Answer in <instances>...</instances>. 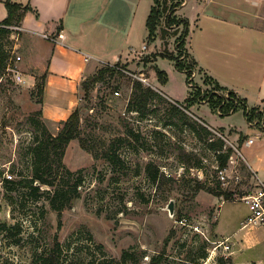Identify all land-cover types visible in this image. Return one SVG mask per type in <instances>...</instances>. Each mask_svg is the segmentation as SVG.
<instances>
[{"label":"rangeland","instance_id":"374dc122","mask_svg":"<svg viewBox=\"0 0 264 264\" xmlns=\"http://www.w3.org/2000/svg\"><path fill=\"white\" fill-rule=\"evenodd\" d=\"M180 7L174 16L183 17ZM180 35L171 30L164 38L159 27L147 52L121 59L119 64L102 63L88 76L92 79L104 65L122 70L95 81L90 97L81 84L79 136L70 141L63 158L74 173L55 166L54 175H58V183H66V188L69 184L73 189L80 177L82 182L62 211L51 206L50 185H42L37 198L34 190L6 181L31 177L35 136L44 135L43 123L58 134L64 120L51 121L39 113L42 96L36 85L16 81L6 67L1 72L0 264H45L52 252L57 264H95L100 259L106 264H153L158 255L162 256L155 264H248L250 259L259 258L248 248L232 252V240L226 242L230 248L218 245V229L231 231L249 214L242 195L252 190L261 171L247 166L244 156L254 149L245 148L244 138L249 133L255 147L264 142V132L250 127L241 105L227 114L221 105L224 114H218L219 106L211 100L231 98L230 90L210 82L196 65L190 86L188 73L177 67L174 59L159 55L158 59L146 60L166 46L178 54L176 40ZM188 37L181 56L184 62L191 58L187 56ZM142 44L137 49L141 50ZM158 67L167 71L166 78L157 74ZM141 74L148 77L143 83L156 92L146 114L129 108L134 82L140 79L135 75ZM199 85L203 92L194 98ZM234 101L240 104L239 98L228 103ZM173 104L181 106L185 116L172 114ZM255 120L263 126L264 116ZM203 125L212 133L207 135ZM258 132L262 135L256 136ZM220 137L226 141L223 150L234 149L235 162L229 157L227 165L235 163L238 168L229 170L231 177L225 183L217 168L222 150L210 145ZM110 148L121 160L113 161L104 154ZM151 167L159 179L154 180ZM198 182L205 186L197 188ZM211 188L229 193L216 194ZM171 199L175 200L174 215L168 208ZM260 227L264 224L246 229L260 231ZM126 250L132 254L125 260Z\"/></svg>","mask_w":264,"mask_h":264},{"label":"crops","instance_id":"0c3cea01","mask_svg":"<svg viewBox=\"0 0 264 264\" xmlns=\"http://www.w3.org/2000/svg\"><path fill=\"white\" fill-rule=\"evenodd\" d=\"M16 1L32 8L20 23L23 30L19 38L11 31L10 47L7 43L6 48L21 52L19 66L29 87L46 73L41 110L43 117L51 121L66 120L79 106L82 81L102 63L130 60L141 41L142 47L146 44L148 49L150 45L147 19L154 0ZM180 8L189 21L188 52L199 73L237 92L247 107H260L262 112L264 0H185ZM7 16L6 0H0V23ZM61 31L65 37L59 40L43 35L48 32L58 36ZM256 122H250V127L264 132V124L259 127ZM246 134L243 145L254 151H248L244 160L249 168L261 171L257 179L264 180V142L253 147L256 141H249L251 135ZM245 218L231 231L218 229L221 240H232V252L248 248L260 255L249 261H264V227L260 231L247 230L242 226Z\"/></svg>","mask_w":264,"mask_h":264},{"label":"trees","instance_id":"16d2710c","mask_svg":"<svg viewBox=\"0 0 264 264\" xmlns=\"http://www.w3.org/2000/svg\"><path fill=\"white\" fill-rule=\"evenodd\" d=\"M185 0H154L153 5L151 7L148 19H147V26L149 29L148 40L154 41L156 38V33L159 27H161L162 35L165 38L168 33L172 30L175 33H181V35L177 38L176 42L178 43L176 49L178 50V54H175L172 50L169 49L168 46L165 47L162 51H155L152 52L151 55L146 57L147 61H151L154 59H158L159 55L167 56L172 58L176 61L177 67L181 70H185L188 73V79L191 77V73L193 71L194 66L196 65V61L191 57L188 62H184L181 60V56L184 55V48L183 45L185 43L186 37L189 35L190 26L189 21L184 17L174 16V12L176 8L180 7ZM6 6L8 8V16L0 23V74L5 70L7 65V60L11 56V51L6 48L7 42L10 38V34L12 29L8 25L12 24H20L24 19L26 13L32 8L30 4H23L16 0H6ZM164 20V25L162 24ZM183 25V28L180 29V26ZM174 27V28H173ZM166 40V39H165ZM167 40L165 41V43ZM190 57V54L187 55ZM116 64H119L116 63ZM122 70H118L113 65H104L101 67L98 72L95 73L94 77L91 79L87 77L82 81V87L85 90L86 96L90 97L91 93V85L94 84L95 81L105 79L108 74L115 72H121ZM166 71L161 68H157V74L161 77L166 75ZM36 88L37 91L41 94L40 101L43 100L44 94V85L46 80V73L37 77ZM218 85V84H217ZM220 86V85H218ZM195 93L194 98H198L203 90H201V86L199 85ZM156 94L155 89L150 85H145L141 79H136L134 82V89L132 92V96L129 102V108L133 110H138L143 114H146L149 111V101L152 96ZM214 95V94H213ZM218 95V94H217ZM220 96V95H218ZM230 96L234 100L239 98L240 104L236 103H228L231 98H225L226 102L223 104L225 99L223 97H218V100L212 98L214 106H221L225 109L226 113H230L232 111H236L238 107L241 105L244 107L246 116L250 122H254V118L256 116L263 117V112L259 111L258 107H250L248 108L245 99L239 97L237 92L230 90ZM189 100V98H187ZM172 114L182 113L185 116V111L181 108V106L177 104H173L172 107ZM40 114H43L42 110H39ZM81 119V108L78 106L71 115L64 120V126L58 134H54L47 126L46 123H43V132L44 135L41 137L40 134L35 136L34 144L31 147L32 153V162H33V173L31 177H24L21 179H10L7 178V182H15L21 185L23 188H30L34 190L36 193L37 198L40 197L37 192L40 191V187L42 185H50L51 189H48V196L51 202V206L54 209L62 211L69 200L72 198L73 195H77L78 186L82 182V177L78 178L73 187L70 188V185H67L65 182H57L58 175H54L55 166L63 168L68 174L74 173L72 169L68 168L63 160L65 150L70 143V141L79 136V123ZM42 122V121H41ZM204 132L206 134H211L212 131L206 125L202 126ZM242 136V135H241ZM212 148L222 150L218 157L220 162V167H226L228 164V160L230 155L233 153L234 149L232 147H228L226 150L224 146L226 145V141L220 137L217 140H212L210 142ZM86 146V144H85ZM90 149V148H89ZM91 150V149H90ZM109 159L116 161L121 160L112 148L108 149L104 153ZM246 167V165H245ZM151 172L153 173L154 180L159 179L160 175L158 172L151 167ZM250 172V171H249ZM252 174V173H251ZM250 176V174H249ZM197 188H202L204 183H199L196 185ZM71 190L74 192L71 193ZM211 190H213L211 188ZM216 194H224L229 193V191H225L224 189L220 190H213ZM76 192V193H75ZM11 226V225H10ZM16 226V225H14ZM131 251L126 250L123 253L124 259H128L131 256ZM162 255H158V257H154L153 264L160 261ZM222 261L226 259L221 257ZM45 264H57L56 254L52 252L50 255L46 256ZM95 264H106L104 259H100Z\"/></svg>","mask_w":264,"mask_h":264},{"label":"built area","instance_id":"2783aa9c","mask_svg":"<svg viewBox=\"0 0 264 264\" xmlns=\"http://www.w3.org/2000/svg\"><path fill=\"white\" fill-rule=\"evenodd\" d=\"M12 31H14V36L15 38H19V35L21 31L23 30V27L21 24H12L8 25ZM43 35L47 38L50 39H63L65 37V34L63 31L58 33V36H55L51 33L44 32ZM147 49V45L145 44L141 50L135 49V52L138 55L144 54L145 50ZM11 56L7 60V65H6V72L9 73L10 75L13 76V78L16 79V81L21 82V83H26L25 77L21 72L19 63L22 60V55L21 54H16V51L12 50L11 51ZM195 75V72H194ZM138 78H140L142 81L148 82V77L145 75H135ZM189 85L192 86V76L189 79ZM217 113L221 114L222 109L219 106L217 108ZM253 138H250L249 141L253 142ZM239 154L241 153L240 150H238ZM231 162H235L234 155L231 154ZM218 175L220 179L225 183L228 181V178L231 177L229 170L232 171H238V168L236 167V164H229L226 167L221 168L220 165H218ZM256 179V184L252 188L251 191L244 193L242 195V199L246 201V203L249 206L250 212L247 215V217L242 221V226H249L252 224L256 225H262L264 224V180L261 178L257 177ZM218 245H224L225 248H230V244H226L225 240H219Z\"/></svg>","mask_w":264,"mask_h":264},{"label":"water","instance_id":"95a60500","mask_svg":"<svg viewBox=\"0 0 264 264\" xmlns=\"http://www.w3.org/2000/svg\"><path fill=\"white\" fill-rule=\"evenodd\" d=\"M175 200L171 199L168 208L170 210L171 215H174L175 213V207H174ZM248 264H264V261H249Z\"/></svg>","mask_w":264,"mask_h":264}]
</instances>
